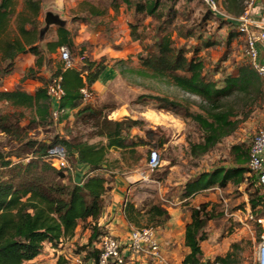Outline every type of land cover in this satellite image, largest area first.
I'll return each instance as SVG.
<instances>
[{"label":"trees","instance_id":"trees-1","mask_svg":"<svg viewBox=\"0 0 264 264\" xmlns=\"http://www.w3.org/2000/svg\"><path fill=\"white\" fill-rule=\"evenodd\" d=\"M18 0H0V78L13 71L16 58L30 53L35 56V67L28 71L27 77L39 72L42 67L48 69L45 54H54L62 47L74 50L70 31L59 27L56 39L45 42L41 22L42 0H23V9L17 12ZM162 0H110V8L118 11L121 6L126 8L130 21V36L132 40L143 42L144 37L138 32L141 16L161 22L155 28L151 44L144 46L145 55L139 60L143 68L151 71L157 78L166 79L171 85L183 92L199 97L210 105V110L203 114L189 111L188 107L170 101L152 97L159 102L160 109L179 114L194 121L203 131V141L192 146V151L203 155L212 150L218 142L229 136L233 123L230 111H221L222 99L231 96L235 91H247L256 82L251 71L243 69L237 76L226 77L221 85L207 75L205 63L199 55L203 46H209V41H198L191 52L185 45H179L176 38L165 27L170 20V9L163 10ZM226 10L240 14L244 10V0H226ZM87 15L91 18L103 16L105 10L99 11L89 3ZM16 18V29L12 31L11 21ZM169 18V19H168ZM216 18V17H215ZM167 19V21H166ZM232 27V26H231ZM233 28V27H232ZM234 29V28H233ZM236 30V29H234ZM190 38L192 34L179 32L178 37ZM45 42V43H44ZM44 43L43 48L41 44ZM81 67L64 68L63 62L58 64L55 73L49 79H42L43 87L34 95L16 89L0 92V101H7L15 107H36L37 119L32 122L47 125L51 119L52 108L46 88L52 79L62 78L64 96L59 102L58 119L69 118L77 110L76 119L94 120V135L104 141L88 143L79 137L70 139L55 138L52 143L32 144L31 153L19 160L1 161L0 171V264H32L40 256L45 244L58 249L64 240L75 237L77 229L90 219L96 222L102 215L106 197L114 187L116 173L109 161V153L114 151L135 152L138 147L148 145L145 139L131 137L132 128L141 125L140 121L129 118L113 120L101 116L91 104L83 103L81 89L92 86L100 79L107 67L102 63L89 61L81 50ZM252 69V68H251ZM84 72L86 75L84 76ZM259 83V81H257ZM8 115H0V133L16 134L14 123ZM147 138H154L152 130L145 131ZM164 142L157 146L163 147ZM59 145L67 153L75 165L88 166V172L83 181L75 183L72 175L51 167L45 159L48 148ZM249 147L244 144L232 148L234 167L215 168L210 172L199 174L184 185V197H194L204 191L229 186L241 187L245 184V193L250 205L251 214L255 219L264 218V193L258 185L256 176L249 170ZM150 154V153H149ZM149 154L147 159H149ZM73 164V163H72ZM202 203L190 207V215L185 225L184 246L188 250L180 264H211L203 260L202 243L206 240L208 223L216 218L213 205ZM124 214L129 224L135 228L157 226L169 220L170 215L158 203H150L147 209L136 207L126 202ZM256 238L258 241L263 233V227L256 223ZM91 235L87 244L80 248L79 254H84L83 261L99 263V252L94 243L106 234L97 224H90ZM238 249V245L232 246ZM236 257L228 252L225 257H216L213 264H233ZM56 264H67L59 258Z\"/></svg>","mask_w":264,"mask_h":264},{"label":"rangeland","instance_id":"rangeland-1","mask_svg":"<svg viewBox=\"0 0 264 264\" xmlns=\"http://www.w3.org/2000/svg\"><path fill=\"white\" fill-rule=\"evenodd\" d=\"M58 0H42L41 22L42 34L47 41L56 38L57 29L61 22L70 29L71 38H77L90 24L109 20L110 0H62L63 6L57 5ZM87 1L93 8L103 11V17L95 19L81 13L87 7L82 4ZM163 10L170 9V20L165 27L176 38L179 45H185L191 52L198 41H209V46H203L199 55L205 63V72L210 78L221 85L226 77L237 76L239 71L247 69L251 71L256 82L247 91H235L231 96L222 99L221 111H230L233 123L232 132L223 138L208 153L200 155L192 151V146L203 141V131L190 118L160 109L159 102L152 98L168 99L188 107L189 111L205 115L210 110V105L199 97L188 94L171 85L166 79L157 78L153 73L143 68L139 57L145 55L144 46L151 44L154 38L155 28L161 24L152 18L141 16L138 32L144 37L143 42L129 39L130 21H134L132 15L124 11L120 20L110 27L108 24L96 29L100 32L98 39L78 43L75 39L74 50H70L74 59H80L81 50L86 52L85 57L89 61L102 63L107 68L113 69L116 79L110 83V97L103 100L96 99L94 95L93 107L100 111L103 117L109 118L118 111L122 116L117 120L126 118L137 120L141 125L130 130L131 137H141L148 145L138 147L135 152L111 151L109 161L116 175L132 176L148 171V154L157 150L160 154L161 168L154 173L148 171L146 180H139L131 184V192L127 201L136 207L147 209L150 203H158L165 209H176L181 213L176 224H168L169 220L161 225L144 227L153 228L158 238L169 254L172 264H180L181 258L186 254L184 246V227L190 215V207L209 203L215 210L216 218L210 221L205 228L206 240L201 244L203 260L213 264L216 257H225L228 252H233L236 262L233 264H259L257 246L260 242L256 238L255 216L251 209L247 208V194L244 187L229 186L226 189L215 188L204 191L194 197H184V185L190 179L199 174L210 172L215 168L234 167L232 148L235 145L244 144L249 147L252 138L262 125H264V80L251 69L246 56V43L243 35L234 30L226 21L215 18L199 0H162ZM83 7V8H82ZM23 0H18L17 12L22 11ZM51 21L46 26V19ZM74 23L71 25L70 20ZM169 19V18H168ZM93 20V22H92ZM98 23V22H97ZM47 27V28H46ZM11 29H16V18L11 21ZM179 32L192 34L190 38L178 37ZM112 36L115 39H107ZM123 39H117V38ZM110 46L112 51L108 55L101 56L104 47ZM96 52V55L93 54ZM50 62L48 64L51 77L58 64H61L60 54H45ZM35 76V75H34ZM259 81V83L257 82ZM0 115L11 117L14 123L13 131L16 134H4L0 136V160H11L17 163L25 159L30 153L32 144L52 143L55 138L72 139L81 138L88 143H98L102 139L94 135V120H80L76 116L66 120L50 119L49 124H38L31 120L32 112L29 109H15L10 105L0 102ZM152 130L154 138H147L145 131ZM104 141V140H102ZM164 142V146H157ZM73 163V164H72ZM74 173L76 165L71 159ZM170 178L172 182L167 183ZM135 179V178H134ZM177 185H176V184ZM163 200L171 204H165ZM210 207V208H211ZM252 217V218H251ZM82 233L72 243L61 245L60 257L69 264H77L75 258L79 257L82 264L84 254H79L81 247L87 244L82 241ZM238 245V249L232 246ZM175 252V253H173ZM54 256H50L53 259Z\"/></svg>","mask_w":264,"mask_h":264},{"label":"built area","instance_id":"built-area-1","mask_svg":"<svg viewBox=\"0 0 264 264\" xmlns=\"http://www.w3.org/2000/svg\"><path fill=\"white\" fill-rule=\"evenodd\" d=\"M207 10L217 19H221L234 25L239 34L243 35L246 43V56L252 70L259 78L264 80V63L259 61V45L264 44V20L257 21L251 17V10L256 0H247L246 8L239 17H234L225 12L217 0H199ZM60 60L64 68L75 67V59L71 56L70 50L66 47L60 49ZM62 78L56 77L51 80L46 88V93L52 101L60 102L64 96ZM83 103H89L94 99L88 87L81 89ZM58 109L52 113L53 119H58ZM45 159L51 167L59 171H65L74 175L73 166L67 157L65 149L59 145L48 148ZM29 158L23 160L27 162ZM160 154L157 150L150 151L147 162L148 171L154 173L161 168ZM249 170L256 176L258 185L264 193V125L260 127L252 138L249 150ZM3 169L0 161V171ZM148 171L146 172L148 174ZM142 173V180L148 176ZM165 204H171L163 200ZM252 218V217H251ZM259 225L264 224V218L255 219ZM99 252L98 264H172L164 247L162 246L157 232L151 227H133L127 242L122 243L111 234L101 236L94 243ZM258 262L264 264V234L260 237L258 245ZM77 264H82L79 257L75 258Z\"/></svg>","mask_w":264,"mask_h":264},{"label":"crops","instance_id":"crops-1","mask_svg":"<svg viewBox=\"0 0 264 264\" xmlns=\"http://www.w3.org/2000/svg\"><path fill=\"white\" fill-rule=\"evenodd\" d=\"M82 1L83 0H81V2ZM217 1L219 3L220 7L225 12H227L229 15L234 16V17H239L244 12V10L246 8V1L247 0H244V3H243L244 10L240 14H237L234 11L226 10L225 6L228 4V2H226V0H217ZM86 3H87V1H84V3L82 4V6L84 8L87 7L84 5ZM63 4L64 3H62V0L57 1L58 6H63ZM88 8H89V6H88ZM125 10H126V8L124 6H121L117 12L114 11L112 8H110L108 13L112 15V18L109 20L105 19L103 21L104 23H100V22H102V21H100L101 20L100 19L99 21H97L98 23L96 22V25L90 24L89 29L87 31H85L87 27L82 25L81 26L82 30L80 32L81 33L84 32V33L77 38H72L74 45L76 43L75 39L78 40L77 41L78 43H83L84 41L93 42L92 41L93 39H98L100 36V32H95L96 29L102 27V25H104V24L105 25L108 24L110 27H112L113 24H116L120 20L119 13H120V15L125 16L124 15ZM82 12L85 15H87L88 9L86 8L84 11L81 10V13ZM101 17H103V16H100L99 18H101ZM251 17L257 21L264 20V0H256L255 4L251 10ZM70 22H71V25L74 24L72 22V19L70 20ZM92 22H93V20H92ZM228 24H230V23H228ZM231 26L234 29H236V27L234 25H231ZM59 27L65 28L68 31H70V29L68 27H66V25H64V26L59 25ZM128 32H129L128 33L129 39H132L130 36V31H128ZM55 39L56 38H54V40ZM107 39H115V38L110 36ZM117 39H123V38L119 37ZM45 42H47V40H45ZM44 43L41 44L42 48H43ZM60 49L57 52L58 54H60ZM111 51H112V48L110 46H106V47H104V51H102L101 56L108 55V53H110ZM93 54L96 55V52ZM85 55H86V52L84 51V57H85ZM35 61H36L35 56L30 54V53L19 55L14 62L13 71L9 75L0 78V92H8V91H14L16 89H20V90L26 92L27 94L34 95L39 88L43 87L42 79L43 78L49 79V77H50L49 71L44 66L39 70L38 73L35 74V76L33 75V76L26 78L28 71L35 67ZM81 61H82L81 57H80V59H75V67H81L82 66ZM259 61L261 63H264V44L259 45ZM83 74L85 76L86 72H84ZM115 79H116V76H114L113 69H111L110 67L106 68L104 73H102V75L100 76V79L91 88L94 92L96 99L99 98V100L101 101L104 98L110 97V95H108L110 92V83H112ZM49 100H50L51 105H52V108L50 109L51 119H52L53 118L52 113L54 110L58 109L59 103L52 101L51 99H49ZM0 102H3L7 105H10L15 109H20V110L29 109L32 112L31 120L33 121L34 119H37L36 107H34V108L15 107L7 101L3 100ZM94 102H96V101L92 100L91 102H89V104L94 103ZM76 113H77V110H74L73 112L70 113L69 117H74V115H76ZM122 114L123 113L121 111L120 112L118 111L117 113H114L110 117V119L117 120L122 116ZM2 135H4V133H0V136H2ZM105 142H106V140H104V143ZM111 151H113V150H111ZM76 170H77V172H75L74 175H72V179L75 183L80 184L83 181L84 176L88 172V166H86L84 164H77ZM142 175H143L142 172L141 173L139 172V173L132 175V176H125V177L121 176V175H116V177L114 179L113 190L106 197L102 215L99 218V220L97 221V223L92 222L89 219L87 221V223L82 224L77 229L76 235L73 239L64 240L63 243L69 244V243H72L73 241H75L78 238L79 232H81L83 234L82 235V241H84L85 239L88 241V239L91 235L90 224H92V225L97 224V226L100 229H102L104 232L111 234L112 236L117 238L122 243L127 242L129 235H130V232L134 226L129 224L128 221L126 220V216L124 214V205L127 202L128 195L131 192V187H132L131 184H133L136 181L142 180ZM166 182L170 183L172 181L170 180V178H167ZM241 187L245 188V184H242ZM246 209H250L249 202H247V208ZM167 211L171 217L168 224H171V223L176 224L178 221L177 220L178 217L181 216V213L178 210V208H176V209L170 208V209H167ZM262 227H263V233L262 234H264V224L262 225ZM183 233H185V227H184ZM63 243L61 245H63ZM164 250H165L166 254L168 255V257H170L169 254H172V252L167 251L165 248H164ZM256 250L258 253V246H257ZM59 251L60 250L53 248L50 244H45L43 253L40 256H38L35 260H33L31 263L32 264H56L58 259L62 258V257H60L61 252H59ZM187 251H186V253H187ZM173 253H175V252H173ZM52 255L54 256V258L50 259V256H52ZM182 259H183V257L181 258L180 263H181ZM67 264H69V263H67ZM87 264H93V262L88 261Z\"/></svg>","mask_w":264,"mask_h":264},{"label":"water","instance_id":"water-1","mask_svg":"<svg viewBox=\"0 0 264 264\" xmlns=\"http://www.w3.org/2000/svg\"><path fill=\"white\" fill-rule=\"evenodd\" d=\"M45 23H46V26L48 27V26L50 25L51 21H49V19L47 18L46 21H45ZM57 23H59L60 26H64V24L61 23V22H57ZM47 27H46V28H47ZM43 31H45V29L42 30V32H43Z\"/></svg>","mask_w":264,"mask_h":264}]
</instances>
